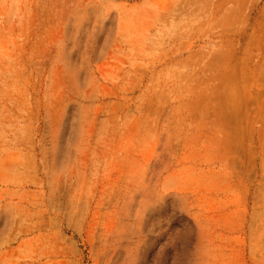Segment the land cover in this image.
Wrapping results in <instances>:
<instances>
[{
    "label": "rangeland",
    "instance_id": "rangeland-1",
    "mask_svg": "<svg viewBox=\"0 0 264 264\" xmlns=\"http://www.w3.org/2000/svg\"><path fill=\"white\" fill-rule=\"evenodd\" d=\"M0 264H264V0H0Z\"/></svg>",
    "mask_w": 264,
    "mask_h": 264
}]
</instances>
